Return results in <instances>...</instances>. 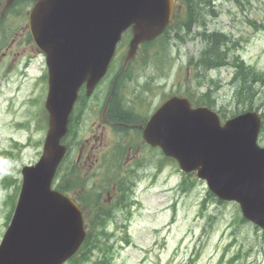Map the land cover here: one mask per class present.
<instances>
[{"label": "rangeland", "instance_id": "1", "mask_svg": "<svg viewBox=\"0 0 264 264\" xmlns=\"http://www.w3.org/2000/svg\"><path fill=\"white\" fill-rule=\"evenodd\" d=\"M215 8L217 15L207 18L208 30L231 36L232 41L240 45L234 52L246 63L264 70V29L250 24L254 21L257 26L264 25V0H241L240 6L221 1ZM185 32V42H173L167 53L161 54L155 62L150 50L152 64L140 72L134 67L135 77L129 81L126 93L129 105L148 119L167 97L185 96L195 104L211 87L214 109L225 111L227 118L247 109L237 104L233 96L230 85L233 68L211 72L202 69L196 77L193 67L187 64L191 57H199L202 44L199 40H191L192 36L184 35ZM204 33L208 34L203 30ZM11 37L10 32L2 34L0 31V242L17 202L19 190L16 186L22 180V167L39 160L47 132V113L43 107L47 82L42 79L47 70L45 57L32 52L33 44L25 38L9 55L2 56ZM125 47L126 44L119 48L117 57H122ZM141 61L142 53L137 63ZM171 65L176 66L175 70L165 76L166 68ZM152 74L153 79L148 77ZM147 83L151 92L140 95ZM254 108L264 111V86ZM95 113L96 109H91L86 115L80 133L81 143L91 133L89 127L97 119ZM116 140L114 134L106 132L101 151ZM130 140L134 141L132 155H137L133 165L141 161L142 166H146L136 191L137 205L132 207L127 235L122 212L116 216V225L111 226L114 233L109 242L112 264H264L262 231L240 221L237 204L217 203L208 196L204 181L195 175H182L178 165L158 151L141 149L136 154V144L142 139L131 133ZM122 142L118 140L119 144ZM259 143L264 146V134ZM159 168L162 170L156 172ZM6 178L7 188L3 186ZM12 179L16 180L15 185ZM184 181L193 182L185 193L180 189ZM204 199L207 200L206 209L201 215ZM129 236L130 244L125 240Z\"/></svg>", "mask_w": 264, "mask_h": 264}, {"label": "water", "instance_id": "2", "mask_svg": "<svg viewBox=\"0 0 264 264\" xmlns=\"http://www.w3.org/2000/svg\"><path fill=\"white\" fill-rule=\"evenodd\" d=\"M173 0H43L31 15L36 44L47 54L50 113L41 160L23 168L14 218L0 246V264H62L85 233L81 213L51 184L66 148L61 140L83 83L88 93L104 76L121 34L134 24L131 58L141 41L166 27ZM128 58V59H129ZM261 117L249 112L221 124L209 108L170 98L152 116L145 138L206 179L220 199L239 203L243 216L264 229V149Z\"/></svg>", "mask_w": 264, "mask_h": 264}, {"label": "trees", "instance_id": "3", "mask_svg": "<svg viewBox=\"0 0 264 264\" xmlns=\"http://www.w3.org/2000/svg\"><path fill=\"white\" fill-rule=\"evenodd\" d=\"M191 0L194 6V15L195 20L201 23L203 30L206 32V28L204 24L200 21V11L206 6H213L214 1L216 0ZM208 3V4H207ZM190 31L186 30L184 35H189ZM205 39L207 40V48L203 52L201 59L199 60L198 64L204 71H210L214 68H221L223 66H227L231 64L228 59V49L225 47L224 39L217 35V34H203ZM216 43V44H215ZM224 45V46H223ZM234 66L236 67V73L234 76V83L237 84L235 90V96L239 103L243 107H247L248 109H252L253 101L257 94V85H264V71H257L255 68L247 66L244 61H242L239 57L233 61ZM207 96H203L199 103H203L206 100ZM206 102V101H205ZM207 103V102H206ZM113 106V105H112ZM133 112V111H132ZM133 113H129V122L134 123L138 122V118ZM223 117L226 118L225 115ZM264 118V113H263ZM91 236L88 237L86 243L81 250L80 257H75L70 264H82L87 262L91 259L92 253L94 249L99 247L98 242L96 239L91 241ZM107 261V260H106ZM108 264V261L106 262Z\"/></svg>", "mask_w": 264, "mask_h": 264}, {"label": "flooded vegetation", "instance_id": "4", "mask_svg": "<svg viewBox=\"0 0 264 264\" xmlns=\"http://www.w3.org/2000/svg\"><path fill=\"white\" fill-rule=\"evenodd\" d=\"M15 36L16 37L13 42L17 40L19 34H15ZM113 116L115 117V113H113ZM116 116L123 117L124 114L118 110ZM105 122L107 127L112 128L113 130L116 128H127L125 125H128L119 121L110 120L108 117L105 119ZM98 127L101 128L102 125L100 124ZM103 129L106 130L105 127H103ZM101 136H104V132L101 133ZM98 149L99 147L95 144H91L90 140H88L87 145L80 149L76 165L82 172V176L90 178H92V176H102L101 179H93L89 184V187L92 189L100 187L102 195L108 196L110 198L109 202L112 203L116 199L117 195L120 196V189L123 187L126 188L129 185V152L126 155L125 162L121 170L120 167L116 166L120 158L115 157V151L113 153L112 151H108V156L105 158L102 157V162L100 163V158L96 157ZM97 169L99 170L98 173L95 172ZM104 176L108 178L103 182Z\"/></svg>", "mask_w": 264, "mask_h": 264}, {"label": "bare ground", "instance_id": "5", "mask_svg": "<svg viewBox=\"0 0 264 264\" xmlns=\"http://www.w3.org/2000/svg\"><path fill=\"white\" fill-rule=\"evenodd\" d=\"M207 4H208V3H207ZM209 6H210V5H209ZM189 35H191V34H189ZM189 35H188V36H189ZM215 44H216V43H215Z\"/></svg>", "mask_w": 264, "mask_h": 264}]
</instances>
